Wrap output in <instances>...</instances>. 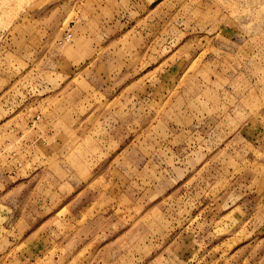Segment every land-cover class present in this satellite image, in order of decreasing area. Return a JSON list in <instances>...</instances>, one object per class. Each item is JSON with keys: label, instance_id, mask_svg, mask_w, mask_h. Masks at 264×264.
<instances>
[{"label": "rangeland", "instance_id": "rangeland-1", "mask_svg": "<svg viewBox=\"0 0 264 264\" xmlns=\"http://www.w3.org/2000/svg\"><path fill=\"white\" fill-rule=\"evenodd\" d=\"M0 264H264V0H0Z\"/></svg>", "mask_w": 264, "mask_h": 264}]
</instances>
